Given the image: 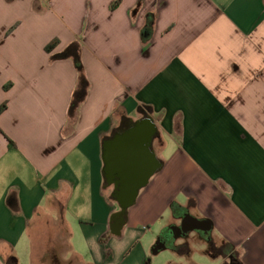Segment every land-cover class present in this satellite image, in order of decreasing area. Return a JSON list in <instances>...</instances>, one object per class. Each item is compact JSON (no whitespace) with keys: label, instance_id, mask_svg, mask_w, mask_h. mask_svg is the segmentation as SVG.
Masks as SVG:
<instances>
[{"label":"crops","instance_id":"0c3cea01","mask_svg":"<svg viewBox=\"0 0 264 264\" xmlns=\"http://www.w3.org/2000/svg\"><path fill=\"white\" fill-rule=\"evenodd\" d=\"M74 42L90 83L75 117L78 71L53 59ZM4 103L0 264H43L57 244L41 240L78 264H125L130 249V264L166 250L203 264L195 240L222 248L220 264L224 246L264 264V0H0ZM143 117L158 170L121 218L105 147ZM188 217L204 223L186 234Z\"/></svg>","mask_w":264,"mask_h":264},{"label":"water","instance_id":"95a60500","mask_svg":"<svg viewBox=\"0 0 264 264\" xmlns=\"http://www.w3.org/2000/svg\"><path fill=\"white\" fill-rule=\"evenodd\" d=\"M144 135V137L141 135L124 137L121 142H114L113 146L108 144L105 147L106 172L110 178L118 179L120 185L119 190L114 193L113 197L120 204L121 212L118 217L121 218L134 205L141 189L147 186L151 177L158 170V164L151 152L155 136L153 124H149ZM187 221L195 224L204 223L188 217L183 226L186 234L194 229L192 227L187 228ZM196 227H199V225ZM165 249L166 245L160 244L154 248L153 253L157 255Z\"/></svg>","mask_w":264,"mask_h":264},{"label":"rangeland","instance_id":"374dc122","mask_svg":"<svg viewBox=\"0 0 264 264\" xmlns=\"http://www.w3.org/2000/svg\"><path fill=\"white\" fill-rule=\"evenodd\" d=\"M57 244L54 250L49 251V255H46L45 262L43 264H78L74 259H70V261L66 262L65 259H69L68 254H64V252H67V247H65L66 241H57V240H41V251L44 252L46 247L50 244ZM191 247L193 248V253L191 254V257L196 260L197 262L203 263V264H220L221 263V254L219 252L213 250V248H208L205 242L201 240H195L193 243H191ZM126 250V249H125ZM124 249L122 250V252ZM133 250L130 249L124 253L121 257V262H125V264H130L129 257L133 254ZM225 252H230L227 247L224 249ZM132 252V253H131ZM131 253V254H130ZM151 254V249H150ZM152 255V254H151ZM153 259V264H168L169 262H173V256L171 251L166 250L162 253H160L157 256H151ZM66 257V258H65Z\"/></svg>","mask_w":264,"mask_h":264},{"label":"trees","instance_id":"16d2710c","mask_svg":"<svg viewBox=\"0 0 264 264\" xmlns=\"http://www.w3.org/2000/svg\"><path fill=\"white\" fill-rule=\"evenodd\" d=\"M118 3L114 4L112 6V9H115L117 7ZM154 22H155V16L149 15L148 17V21H147V25L146 28L144 30V40L147 41L150 39V36L152 34V30H153V26H154ZM15 28L11 29L8 32V35L14 30ZM148 35V36H147ZM59 41L55 40L52 43H50L47 47H46V51L48 53H51L55 50V48L58 46ZM54 60H65V59H72L74 61L75 67L78 71L79 74V84L78 87L74 93L73 96V100L70 106V114L71 116L75 117L79 107L81 106V104L85 101L87 95H88V91H89V87H90V83L85 75V71H84V65L81 59V45L78 42H74L72 44H70L62 53L60 54H56L53 56ZM7 89V87H6ZM7 110V104L4 103L3 105L0 106V116ZM15 145L10 141V147H14ZM227 247L229 249V253L233 252V248L232 247H228V246H224ZM213 248V250L220 252L223 249L219 248L216 249L215 247H211ZM8 264H16V259L14 257H12Z\"/></svg>","mask_w":264,"mask_h":264},{"label":"flooded vegetation","instance_id":"af4514ba","mask_svg":"<svg viewBox=\"0 0 264 264\" xmlns=\"http://www.w3.org/2000/svg\"><path fill=\"white\" fill-rule=\"evenodd\" d=\"M149 124H150V121L146 117H143L138 122L125 121L122 124L119 131L116 133V135L114 137V141L115 142H121V140L124 137H130L132 135H136V136L141 135L144 137L146 135V134L144 135V133H146V130L148 129ZM155 137H156V133L154 136V140H155ZM153 143H154V141H153ZM152 147H153V144H152ZM226 255H227V259H228V264H239L236 254L229 253Z\"/></svg>","mask_w":264,"mask_h":264}]
</instances>
